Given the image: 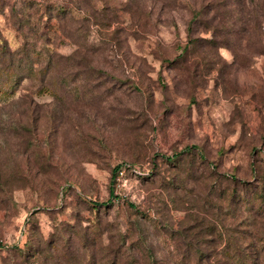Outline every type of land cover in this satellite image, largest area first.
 Returning a JSON list of instances; mask_svg holds the SVG:
<instances>
[{
    "label": "rangeland",
    "instance_id": "1",
    "mask_svg": "<svg viewBox=\"0 0 264 264\" xmlns=\"http://www.w3.org/2000/svg\"><path fill=\"white\" fill-rule=\"evenodd\" d=\"M0 88V264H264V0H0Z\"/></svg>",
    "mask_w": 264,
    "mask_h": 264
},
{
    "label": "trees",
    "instance_id": "2",
    "mask_svg": "<svg viewBox=\"0 0 264 264\" xmlns=\"http://www.w3.org/2000/svg\"><path fill=\"white\" fill-rule=\"evenodd\" d=\"M237 9V15H236V34H238V31L240 33V31H242L245 26H247V19H246V14L245 12L241 9V6L239 7V9L236 7ZM204 11L198 10L194 13V15L196 16L195 18H198V16H201V14ZM191 25L188 26L187 31L188 33H191ZM214 43L217 42V36L214 35ZM192 42V39H188L186 45L183 48V51L186 50L187 45ZM223 42V40L221 41ZM229 42L228 40L224 41ZM222 43V44H225ZM182 53H180L178 55V59L176 60L177 62L180 61L182 55ZM173 62V61H171ZM0 93H2V89L0 88ZM26 159V160H25ZM24 162L27 163L29 160V156L25 157ZM53 162V161H52ZM47 164H52L51 163V159H47ZM11 176L14 177V174L6 176V178H10ZM51 180V179H50ZM50 185L53 188L58 187L59 185H61V181L66 182L67 178L65 177V173L60 175L59 180L55 179L54 181H50ZM232 195H230V202L236 204V196L234 195V190L232 191ZM234 196V197H233ZM197 254V260L199 262V264H202V261H207V264H210V259L213 260L212 264H251L257 257V254H255V257H252V254L249 252L246 253H241V252H237L236 251V225L235 227H233V230L231 231V233L229 235L226 236L224 242L222 245H220V247H218L217 249H213V250H209V251H196ZM249 259V261H248Z\"/></svg>",
    "mask_w": 264,
    "mask_h": 264
}]
</instances>
